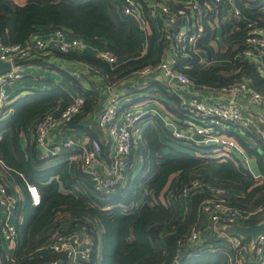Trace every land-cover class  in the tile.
<instances>
[{
  "label": "trees",
  "instance_id": "obj_1",
  "mask_svg": "<svg viewBox=\"0 0 264 264\" xmlns=\"http://www.w3.org/2000/svg\"><path fill=\"white\" fill-rule=\"evenodd\" d=\"M248 1L249 6L243 5ZM140 2L146 12L144 0ZM244 2L237 0L247 17L264 28V0ZM236 25L239 29L233 34L235 36L243 33L244 27L241 21ZM54 28L109 50L118 61L112 67L97 56L84 52L62 53L51 49L52 55L64 61L101 68L110 77L125 76L145 65L157 64L169 46L168 39L160 33H153L147 38L145 53L140 54V24L123 13L120 0H0L2 43L22 44L32 33ZM175 30H170L171 36ZM204 30L206 32L208 27L204 26ZM196 48L206 49L214 64L204 66L198 51L190 47L179 54L175 64L177 70L189 76L195 87L221 88L245 78L264 96V76L253 59L240 55L244 48L242 43H233L225 51L213 53L211 47L203 44L202 37ZM26 63L55 70L71 81L85 98V104L68 126L86 130L79 121L93 104V92L81 88L75 77L46 61L44 56ZM34 92L13 102V114L8 121L0 122V171L8 174L20 187H25L27 181L35 183L41 192L39 205L24 202L25 207H31V213L22 224V244H18L10 256L14 261L33 264L56 258L51 253L38 258L29 257L49 238L46 234L36 237L42 229L50 224L54 228L66 223L60 230L73 229L77 224L86 226L94 242L92 264H234L230 261V250L221 242L224 239L216 234L207 240L202 239L199 244L184 242L175 262L177 241L206 219L201 204L209 198H224L237 211L254 213L249 224L264 219V142L254 140V145L237 136L238 142L254 158L260 173L256 179L233 158H214L212 153L218 152L215 146H196L173 137L164 124L149 123L141 133L140 169L135 173L129 170L115 192L99 194L94 192L82 169L71 174L67 164H57L38 170L37 165L44 160L36 159L34 155L30 158L27 150L22 148L19 134L31 119L72 102L70 94L60 86ZM174 98L177 100L176 96ZM261 126H264L262 121ZM192 178H200L212 188L223 189L224 193L204 189L189 199L175 198L174 195ZM183 203L189 207V213L184 217L181 214ZM95 226H99L100 232ZM227 227L222 225L224 231ZM218 243H222L227 251L217 247ZM6 260L0 246V263L8 264Z\"/></svg>",
  "mask_w": 264,
  "mask_h": 264
},
{
  "label": "built area",
  "instance_id": "obj_2",
  "mask_svg": "<svg viewBox=\"0 0 264 264\" xmlns=\"http://www.w3.org/2000/svg\"><path fill=\"white\" fill-rule=\"evenodd\" d=\"M125 15L133 17L139 23L143 22L142 5L140 0H120ZM225 6L231 15L243 22L241 43L244 48L240 55L255 61L259 73L264 76V28L256 21L247 17L236 5L234 0H182L179 7L171 8L169 0H151L150 16L161 15V20L169 26L179 24L180 18L190 14L206 17L217 11L218 7ZM209 21H207L208 25ZM216 29L209 23L205 32L204 25L197 23L190 29L178 25L176 31L169 38V51L155 65L148 64L134 71L139 78H145L153 72H159L164 86L177 87V109L180 113L176 128L172 126L173 137L191 142L196 146H212L220 152V156L233 158L244 170L258 178L260 174L253 170V157L238 142L237 136H245L264 142V126H261L254 108L264 112V96L251 87L247 79H241L221 88H210L219 98L213 101L200 99L194 94L191 79L187 74L175 68L179 54L188 47L196 48L197 41L203 37V44L213 47L216 41ZM90 44L84 39L68 34L60 28L34 32L25 43L4 44L0 41V61L10 64V69L0 73V117L11 98L8 86L23 78L26 61L38 56H45L51 49L62 53L83 52ZM112 67L117 64L116 56L106 49H100L96 55ZM85 104V98L77 95L72 102L60 109L46 111L37 118L34 126V141L37 147L44 149V155L56 157L61 150L81 149V169L87 175L91 186L96 193L109 194L120 187L128 173L134 166L133 155L141 146V134L138 126L150 112L144 105L121 109L118 94L112 93L97 116L96 124L108 136V150L106 158L103 156V144L95 136H87L84 141L67 136L60 146L50 147L47 138L52 129L60 125L67 127L70 121L80 112ZM222 158V157H221ZM210 190L224 193L223 189L209 186L200 178H192L184 185L177 199H189L201 190ZM26 190L31 198V205L40 204L41 195L38 187L26 182ZM172 193H169V197ZM16 199L7 192L0 183V205L4 208L5 219L0 224V233L9 244H13L18 234L16 222L8 219L15 215ZM202 215L209 221L215 234L224 239L227 250H230V261L234 264H264V234L255 241L222 229L223 226L233 224H249L254 213H241L228 205L224 198L214 197L206 199L201 204ZM201 230L192 229L183 238L177 241L175 262L180 256L179 247L185 242L199 244ZM46 248L53 259H44L33 264H92L94 242L85 225L77 224L69 230H58L50 237Z\"/></svg>",
  "mask_w": 264,
  "mask_h": 264
},
{
  "label": "crops",
  "instance_id": "obj_3",
  "mask_svg": "<svg viewBox=\"0 0 264 264\" xmlns=\"http://www.w3.org/2000/svg\"><path fill=\"white\" fill-rule=\"evenodd\" d=\"M181 1L182 0H169V5L171 6V8H176L180 6ZM234 1L236 5L242 10V8L238 5L237 0ZM240 1L244 2L245 0ZM144 2L146 4V12L143 8V22L141 21L139 23L142 33V49L140 50V54H143L146 51L148 36L153 33H155L156 35L160 33L162 36L165 37V39H168L169 41V38L172 37L170 35V30H173V28L177 29L178 25L187 26L190 29L191 27H195L197 23L203 24L205 27H208L209 23L212 24V26L216 29L217 34L216 41L212 47L213 53L223 52L233 43H241L242 33L236 36L233 35L239 29L238 25L236 24L237 22H240V20L233 17L231 15L230 10H228V8L225 6L218 7L215 13L210 14L206 17H199L197 14H190L185 18H180L179 24L171 27L165 22V20H161V15L159 16L158 14V16H150L148 6L151 4V0H144ZM249 4V1L243 3V5L245 6H249ZM242 12L244 13L243 10ZM207 21H209L208 25ZM100 49H102L101 46L90 44L87 50L83 52L96 56L97 52ZM168 52H170L169 46L167 47L164 56ZM198 53L201 58V63L204 66H210L214 64V62L210 60L209 52H207L206 49L200 48L198 50ZM44 58L46 61L58 66L61 69L66 70L67 73L75 77L78 83L80 84L81 88L86 91L93 92L91 93V96L94 97V101L90 107L89 112H87L85 114V117H83V119L79 121V124L85 126L86 130L70 128L69 126L61 127L60 125H58L51 130L47 138L48 146L53 148L56 146H60V143L64 141V138H66L67 136H72L79 140L81 139L82 141H84L87 136H95L100 140V142L103 143V145H105L102 157L106 158V153L108 150L107 143L109 138L107 134H105L104 131L97 126L96 120L98 114L100 113L105 104L106 99L112 93L118 94L120 98L121 109L144 105V107L150 111L148 113V116L144 117V119L140 122V125L138 126L137 130H139L140 134L149 123H159L164 124L166 126V124H168L169 122H175L176 128H180V125L177 124L180 118V113L177 109V100L176 98H174L176 96L175 94L178 91V88L165 87L164 83L162 82L163 79L159 72H153L145 78L137 77L134 72H131L128 75L121 77H110L103 69L96 68L87 63L61 60L60 58H57L56 56L52 55L50 53V50L49 52H47ZM84 69H86L87 71H84ZM56 86L64 88L72 98L77 95H80V93L75 89L71 81L61 75V73L52 69L41 67L34 63L26 64L23 78L13 82L12 84H10V86H8V92L11 100L10 102H8V105L4 109V112L0 117V122L4 123L9 120V118L13 114V107H11L12 103L20 97L35 93H31V91L47 90ZM193 91L194 94L200 99H207L213 101L219 98L218 94L214 93L208 87L199 86L196 87V89H193ZM88 99H90V96ZM254 112L259 118L264 117V112H261L259 108H254ZM37 118L38 117L36 116L31 119L28 122L26 129L24 131H20L21 133L19 134V141L21 142L22 148L27 150V153L29 154L30 158L32 155H34L36 159L44 160L39 165H37V168H39L38 170L44 169L48 166H55L57 164H67L68 171L71 174H73L75 170L81 169V149L79 147H75L71 150H61L56 157L51 158L49 156L44 155L43 148L36 146L34 141V126ZM1 128L0 132H2ZM244 140L250 144L255 145V141H253L247 136L244 137ZM132 162L134 163V166L132 168L140 169L142 164V158L139 152H136V154L133 155ZM259 177L256 179H259ZM0 183L6 188L7 192L11 194L17 201L15 215L9 218L8 221L16 222L18 227V234L13 244H9L8 241H6L0 233V246L4 251L8 264H20L19 261H14L10 256L12 255L15 247L18 244H22V241L24 239L22 224H24L27 218L26 216H29L31 213V207H25L24 202L25 200H27L29 203H31V198L26 190V184L25 187H20L8 174L3 173L2 171H0ZM188 213L189 207L186 203H183L181 209L182 217L186 216ZM4 214V208L0 205V224L5 219ZM86 216L87 215H85V217ZM86 219L91 220L90 217H86ZM65 224L66 223H62L60 226L54 228L53 224H50L44 229H42L36 235V237L39 238L46 234L49 235V238L29 258H38L42 255L46 256L48 255V253L50 254L49 250L46 248L47 244L49 243L50 237L53 233L60 230L61 228L64 229ZM197 228L201 230L200 243L202 239L204 240L205 238V240H207L208 238H212V236L215 235V231L207 219H202ZM95 229L100 232L99 226H95ZM222 245V243H218L216 246L224 249ZM224 250L227 251L226 249Z\"/></svg>",
  "mask_w": 264,
  "mask_h": 264
},
{
  "label": "water",
  "instance_id": "obj_4",
  "mask_svg": "<svg viewBox=\"0 0 264 264\" xmlns=\"http://www.w3.org/2000/svg\"><path fill=\"white\" fill-rule=\"evenodd\" d=\"M10 69V64L7 62L0 61V73ZM261 121L264 123V117H261ZM170 131L173 130L172 126H167ZM209 144H214L210 142ZM44 150V149H43ZM229 233L237 234L244 238H250L252 241H255L256 238L264 234V219L258 223L253 224H233L227 228Z\"/></svg>",
  "mask_w": 264,
  "mask_h": 264
},
{
  "label": "rangeland",
  "instance_id": "obj_5",
  "mask_svg": "<svg viewBox=\"0 0 264 264\" xmlns=\"http://www.w3.org/2000/svg\"><path fill=\"white\" fill-rule=\"evenodd\" d=\"M84 71H87V70L84 69ZM86 73H88V72H86ZM9 86H10V85H9ZM49 89H50V88H49ZM42 91H43V90H40L39 92H42ZM32 92H34V91H31V93H32ZM30 95H31V94H30ZM22 97H23V96H22ZM202 146H203V145H202ZM204 149H205V147H204ZM212 154H213L212 156H213L214 158H221V157H222V158H226V157L220 156V152H217L216 154H215V153H212ZM130 170H132L133 172H135V170H136V172H137V171L139 170V168H137V169H136V168H135V169H134V168H131ZM253 170L256 171V172H258V170H257L256 167H255V164L253 165ZM128 172H129V171H128ZM127 174H128V173H127ZM68 221L70 222V220H68ZM71 221H72V220H71ZM227 228H228V227H227ZM219 242H220V241H219ZM221 242L224 243L223 241H221Z\"/></svg>",
  "mask_w": 264,
  "mask_h": 264
},
{
  "label": "bare ground",
  "instance_id": "obj_6",
  "mask_svg": "<svg viewBox=\"0 0 264 264\" xmlns=\"http://www.w3.org/2000/svg\"><path fill=\"white\" fill-rule=\"evenodd\" d=\"M136 154V153H135ZM95 192V191H94Z\"/></svg>",
  "mask_w": 264,
  "mask_h": 264
}]
</instances>
